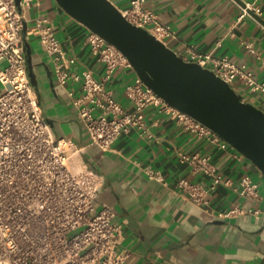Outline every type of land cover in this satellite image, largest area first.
<instances>
[{
	"label": "crops",
	"instance_id": "0c3cea01",
	"mask_svg": "<svg viewBox=\"0 0 264 264\" xmlns=\"http://www.w3.org/2000/svg\"><path fill=\"white\" fill-rule=\"evenodd\" d=\"M121 11L130 0H110ZM147 8L173 36L166 45L184 59L190 51L226 59L250 71L264 82V0H147ZM257 8L241 20L246 7ZM25 19L47 18L77 69H89L101 79L104 67L96 62L86 43L88 29L68 16L53 0H37L24 11ZM37 77V92L44 115L56 138L86 146L81 122L68 91L53 77L44 50L35 39L29 42ZM250 48L253 52L250 51ZM138 77L132 67L119 68L108 84L114 98L126 110L133 105L125 95L127 85ZM76 88V97L80 89ZM243 100L264 111V97L247 87H236ZM147 129L120 137L102 153L87 146V166L104 178L97 205H109L120 225L119 252L128 254L125 264H264V178L236 149L223 150L208 137L187 131L151 105L146 110ZM208 158L222 181L212 189L214 178L185 160ZM151 170L160 180L151 179ZM250 174L260 185L261 200L249 202L237 193L240 178ZM185 180L201 185L204 203L195 204L178 187ZM259 211L228 219L218 215L233 208Z\"/></svg>",
	"mask_w": 264,
	"mask_h": 264
},
{
	"label": "built area",
	"instance_id": "2783aa9c",
	"mask_svg": "<svg viewBox=\"0 0 264 264\" xmlns=\"http://www.w3.org/2000/svg\"><path fill=\"white\" fill-rule=\"evenodd\" d=\"M35 2L0 0V64L6 63L0 69V84L4 87L0 95V264H125L128 254L118 250L122 228L114 223L113 208L105 204L96 211L104 178L87 166L83 158L86 147L95 146L105 153L120 137L133 130L144 132L146 110L153 105L176 124L208 137L219 148H235L170 106L139 77L125 88L133 105L132 110H126L108 89L119 68L131 67L126 57L88 30L86 43L96 62L104 67V74L98 79L92 70L79 71L76 58L64 50L49 19L37 18L35 28L29 29L24 11ZM146 5L147 0H130L122 13L131 24L166 44L173 36L171 29L162 25ZM251 12L260 13L256 7L247 6L239 19ZM32 39L44 50L55 82L61 87L73 83L68 95L82 124L86 146L56 138L45 117L29 76L26 43ZM185 60L212 70L236 91L238 85H243L264 97V82L257 81L244 65L193 50ZM76 86L80 89L78 97ZM185 160L214 178L212 189L221 183L208 158L193 156ZM147 173L151 179L160 180L157 173ZM178 187L195 204L204 203L207 191L201 185L180 180ZM237 193L249 202L261 200L260 185L250 174L240 178ZM258 213L236 207L217 218Z\"/></svg>",
	"mask_w": 264,
	"mask_h": 264
},
{
	"label": "water",
	"instance_id": "95a60500",
	"mask_svg": "<svg viewBox=\"0 0 264 264\" xmlns=\"http://www.w3.org/2000/svg\"><path fill=\"white\" fill-rule=\"evenodd\" d=\"M53 1L72 19L117 47L146 87L219 135L264 178L263 110L244 101L212 70L186 61L146 29L131 24L110 0ZM26 48L29 76L37 88L29 43Z\"/></svg>",
	"mask_w": 264,
	"mask_h": 264
},
{
	"label": "rangeland",
	"instance_id": "374dc122",
	"mask_svg": "<svg viewBox=\"0 0 264 264\" xmlns=\"http://www.w3.org/2000/svg\"><path fill=\"white\" fill-rule=\"evenodd\" d=\"M30 19H29V29H33V28H35V22H34L35 20H30ZM5 65H6V63H1L0 64V69L3 68V67H5ZM66 86L69 87L70 86V83H67ZM3 92H4V87L0 84V95ZM100 209H101V206H99V205L96 204V211H99Z\"/></svg>",
	"mask_w": 264,
	"mask_h": 264
}]
</instances>
